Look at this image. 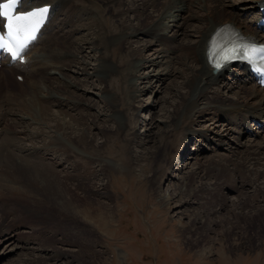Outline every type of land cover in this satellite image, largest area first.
<instances>
[{
  "label": "bare ground",
  "instance_id": "bare-ground-1",
  "mask_svg": "<svg viewBox=\"0 0 264 264\" xmlns=\"http://www.w3.org/2000/svg\"><path fill=\"white\" fill-rule=\"evenodd\" d=\"M235 2L239 1L21 0L22 11L45 4L52 9L37 45L29 52L32 61L22 67L27 73L26 87L12 89L15 81L10 83L4 75L18 73L19 65L0 71V234L15 233L18 238L7 233L4 239L17 245V221L34 217L49 235L45 240L51 253L32 239L20 248L24 258L17 264H71L79 260L74 253L104 258V250L96 251L102 246L101 239L91 229L110 225L109 211L98 200L111 198L105 182L109 161L125 163L126 156L122 150L113 154L109 148L106 153L104 147L110 140L118 141L132 149L129 160L133 165L147 160L152 173L163 171L177 157L182 143L199 137L209 146L211 137L194 127L200 119L224 120L227 130L240 127L238 142L234 147L233 135L226 140L233 148L224 156L199 147L197 154L211 157V162L179 177L177 197L181 198L165 193L159 196V204L177 207L178 216L192 205L199 206L195 217L203 220L205 237L195 241H202V256L212 255L210 234L217 226L228 244L234 226L247 238L249 226L254 225L252 234L258 242L264 240V137L257 138L264 136V90L245 67L234 64L216 72L208 61L211 40L223 25L264 41V29L258 26L264 0L250 1L254 11L244 19L234 13ZM86 47L93 53L92 62L84 55ZM149 51L154 52L151 57L146 55ZM161 65L149 75L143 72ZM169 77L182 79L175 101L159 135L138 144L131 106L140 97L138 93H158L160 87L154 84H164ZM140 81L145 82L142 90L136 88ZM79 83L100 84L103 88L95 96L102 106L88 104L86 92L81 93L88 90ZM54 93L62 98H55ZM101 120L106 124L104 130L99 127ZM245 135L258 142L243 145ZM222 137L219 134L214 140L220 142ZM50 154L54 159H49ZM179 155L187 162L193 154L184 146ZM229 184L239 202L231 201L228 206ZM73 244L76 251L66 250Z\"/></svg>",
  "mask_w": 264,
  "mask_h": 264
},
{
  "label": "rangeland",
  "instance_id": "rangeland-1",
  "mask_svg": "<svg viewBox=\"0 0 264 264\" xmlns=\"http://www.w3.org/2000/svg\"><path fill=\"white\" fill-rule=\"evenodd\" d=\"M233 1H239L235 2L237 6L234 13L242 19L254 11L250 2L252 0ZM247 1V5H242V3ZM207 2L210 3L211 1ZM80 35L83 36L81 33ZM152 52H146V55L151 57L154 53ZM84 55L92 62L93 53L91 49L86 47ZM160 61L162 59L158 60V62ZM162 67L164 66L146 68L143 72L145 75H149L153 69L156 71ZM4 75H8L9 77L6 79L10 80V83H14L15 78L12 74L4 73ZM181 80L180 78L174 79L169 77L164 84L160 83V81H157L155 84L153 83L154 87L158 86L157 89L160 87L158 93H141V95L138 93L140 97L136 98L134 106H131L132 113H135L134 119L137 121L134 131V142L140 144L146 137H148L149 141H152L154 136L159 135L160 125L165 119L172 103L175 101L174 94L180 87ZM82 84L83 88L89 91H81V93L86 92L85 95L89 99L87 103L96 106V108L102 106L100 99L95 95L99 94V89L103 87L100 84H95V88L87 83H79L80 86ZM16 87L18 88L17 84L11 88ZM144 87L145 82L142 83L140 81L136 84V88L140 90ZM60 95V93H54L55 98L61 99L62 96ZM150 106H153V108H149ZM51 109L55 114L58 111L55 106H52ZM64 110L68 114L72 113L67 108ZM103 121L99 122V127H103L104 130L106 129V124ZM223 121L217 119L216 122L212 123L205 119L198 120L197 126L194 125V127L201 132L205 130L206 133L204 132L203 134L211 137L212 140H210L209 146L201 143L200 140L202 138L199 137L194 139L193 142L186 143L188 146L182 143L180 151L185 146L186 150H191V153L196 155H192L185 162L186 158H182L179 155V151L171 165H164L167 169L164 167L163 171L154 173L151 171L152 165L147 160L140 165H133L134 163L130 162L132 158L129 160V152L132 149L129 146L123 148L122 144L118 141L113 142V140H110L107 143L108 146L104 147V151L106 152L107 148H109L115 154V152L122 150L121 152L124 154L126 152V156L125 163L113 159L109 161L108 176L105 182L109 184L108 190L110 191L111 198L108 201L98 200V203L104 202L109 211L110 225L107 228H99V230L96 226H92L91 229L92 233L96 234L102 242V246H98L96 251L102 249V251H105V255H103L104 258L99 259L93 253H85L83 254L84 256L74 253L76 259L79 260L72 261L71 264H264V240L258 242L257 238L252 234L253 229H255L254 225L249 226V236L247 238L241 233L239 226H234V231L231 235L232 240L229 239V244L224 237L225 235H222L220 226H217L216 231L210 234L214 238V242H212V255L202 256L200 252L202 241H200L201 243L195 241L197 238L205 237L203 236L205 231L202 224L203 220L195 217L200 212L199 206L192 205L191 208H187L183 214L178 216L177 207L163 206L158 202L159 196L165 195V193L174 195L176 200L181 198L182 196L177 197L179 195V191H177L179 177L181 175L187 177L191 169H196L199 164L204 165L207 162H211V157L206 159L204 156H200V153L197 154L198 152L196 151L199 147L204 150L205 148H209L210 152L214 149V151L216 150L224 156L230 147H232L226 141L232 135L234 138L236 137V140L232 142L235 147V142H238L237 136L242 131L240 127H230L228 128L230 130H227V126H224ZM29 131L32 133L36 132L35 129H29ZM110 132L111 130L107 134H110ZM219 134L224 135L220 142L214 140V137H219ZM263 137L260 134L257 136V138L262 139ZM241 140L243 145L258 142L254 139L247 140V135L242 137ZM27 145L29 144L27 143ZM240 149L244 150L245 147L241 146ZM105 157L108 160L107 154ZM195 157L200 158V162L196 161ZM49 159L52 160L54 157L50 154ZM188 163L189 165L187 166L186 164ZM183 164L184 166L182 167ZM155 165L158 166L159 164L154 163L153 166ZM231 186L229 184L226 187L228 198L231 196L227 202L228 206L231 201L236 202V204L239 202V199L237 200L238 194L230 191ZM19 200L23 202L21 197ZM233 210L241 212L236 208ZM93 213L97 215L98 211H94ZM78 218L84 219L81 215H78ZM47 222L51 224L52 220H48ZM17 223L20 225L17 231L20 237L19 244L6 243L4 238L7 233L12 234L11 231H5L0 234V264H17L18 261L20 262L24 258V251H20V248L30 243L28 241H32V239L36 243H39L42 248L47 249V254L51 253L50 245L45 240L49 235L37 224L34 217L28 220H19ZM12 235L18 238L15 233ZM230 243L233 245H230ZM252 246L254 247L252 248ZM66 250L76 251V244L67 247Z\"/></svg>",
  "mask_w": 264,
  "mask_h": 264
},
{
  "label": "snow or ice",
  "instance_id": "snow-or-ice-1",
  "mask_svg": "<svg viewBox=\"0 0 264 264\" xmlns=\"http://www.w3.org/2000/svg\"><path fill=\"white\" fill-rule=\"evenodd\" d=\"M17 3V0H7V4L8 6H14ZM4 5L0 4V17H4L7 20V17H5V13H4ZM43 13L47 12V9H41L40 10ZM31 15V14H29ZM5 28H7V24L5 25ZM5 46V37L4 36H0V47H4ZM261 51H264V49H261Z\"/></svg>",
  "mask_w": 264,
  "mask_h": 264
}]
</instances>
